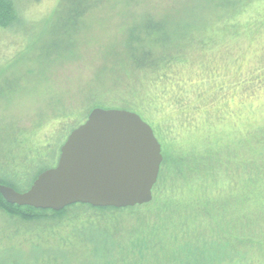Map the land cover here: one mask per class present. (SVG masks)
I'll list each match as a JSON object with an SVG mask.
<instances>
[{
  "label": "rangeland",
  "instance_id": "1",
  "mask_svg": "<svg viewBox=\"0 0 264 264\" xmlns=\"http://www.w3.org/2000/svg\"><path fill=\"white\" fill-rule=\"evenodd\" d=\"M16 8L17 19L0 27V163L5 147L18 159L49 144L45 154L55 157V166L72 132L60 125L66 115L79 126L97 103L122 110L141 100L143 121L159 133L160 128L170 132L171 139L163 141L176 169L172 176L179 178L171 180L176 192L183 194L185 182L211 170L219 183L230 180L241 200L251 195L241 172L264 166V0H21ZM162 30L166 45L154 40ZM131 35L139 39L128 47ZM145 47L158 56H179L167 84L152 86L146 65L130 67L128 53ZM15 163L12 169H23ZM256 194L262 206L264 185ZM65 219L53 235L42 224L8 221L0 212V249L15 243L6 254L0 250L3 260L104 264L114 258V232L93 230L90 236L101 245L95 258H90L92 243L72 247L77 256L61 259L60 248L69 249L59 241L68 232ZM7 227L13 232L3 235ZM40 235L41 241L28 244ZM253 247L252 257H261L263 249Z\"/></svg>",
  "mask_w": 264,
  "mask_h": 264
},
{
  "label": "trees",
  "instance_id": "2",
  "mask_svg": "<svg viewBox=\"0 0 264 264\" xmlns=\"http://www.w3.org/2000/svg\"><path fill=\"white\" fill-rule=\"evenodd\" d=\"M20 1L0 0L1 28H7L17 19L16 7ZM236 23L237 19L232 18L230 24L235 25ZM151 30L153 29L148 27V31ZM154 34V40H158V43L162 45L169 43L168 34H165L164 30L162 33L156 31ZM138 39V36L131 35L125 41V45L131 47ZM131 51L128 53L129 62L132 65L130 67L143 68L146 65L152 72L150 78L153 81L152 86L155 83L167 84L172 64L179 56L171 58L166 53L158 56L152 48L148 50L146 47L140 52L134 49ZM153 60H157V63L154 61L152 64ZM140 101L128 102L122 109L145 117L143 113L145 104ZM94 107L109 109L102 102L95 104ZM60 121L61 126L63 123L67 124L66 128L71 131L78 127L79 122L72 119L70 115H66ZM82 123L81 120L80 124ZM153 130L161 144L164 162L160 169L159 182L153 190L154 199L149 205L114 209L78 204L55 212L11 205L0 193V212L7 217L8 221H18L19 224L26 225L42 224L53 235H56V227L66 218L68 232L61 236L59 241L69 249L64 251L60 248L61 259L71 253L70 258L77 256L75 249H85L81 246H89L92 243L96 246L91 245L90 258H95L94 253L101 245H97V241L93 240L90 232L106 230L113 231L112 237L118 238L116 242L111 239V243H116L115 246L118 249L114 258H106L104 264H264V211H262L264 204L258 205L257 200L253 198L264 185L262 183L264 166L260 168L261 170L247 169L241 172L244 178L243 183L240 178L242 186L248 190V194H251L249 196L246 194L244 200L239 198L238 193H234L232 189L235 188H231L230 180L219 183L215 171L211 172V170L193 183L185 182L183 185L186 188L180 195L181 192H176L179 188H175L171 181L172 178H179L176 175L172 176L176 169L173 166L171 152L166 148L167 143L165 145L163 141L166 137L171 139L168 136L170 132L168 133V129L163 131L160 128L159 133L156 127ZM48 145L38 146L30 154L29 152L21 154L18 160L14 158L15 155L8 150L9 147H5L4 143L6 157L0 163V185L9 186L18 192L26 191L32 179L53 167L56 162L55 157L48 159L45 154V150H49ZM207 157L217 159L216 156L210 157L208 154ZM15 162L21 163L23 169H12L16 166ZM28 168H31V171ZM181 173L183 175V171L178 170L179 176H182ZM235 173L237 172L234 170L233 174L236 176ZM226 176H230V173ZM212 187L218 190L217 193L212 192ZM8 229L7 227L6 230L9 233L3 230V235L13 232ZM42 239L40 235L34 240L31 238L27 241L32 246ZM14 245L15 243L0 250L6 254L7 249ZM258 245L263 252L259 254L261 257L253 258L252 251L255 248L253 246ZM72 247L75 249L70 252ZM245 249H248L250 253H246ZM1 252L0 264H18L16 259L6 263L3 260L4 254ZM247 256L251 257L250 260ZM45 264H50V262L47 261Z\"/></svg>",
  "mask_w": 264,
  "mask_h": 264
},
{
  "label": "water",
  "instance_id": "3",
  "mask_svg": "<svg viewBox=\"0 0 264 264\" xmlns=\"http://www.w3.org/2000/svg\"><path fill=\"white\" fill-rule=\"evenodd\" d=\"M164 162L151 125L125 109L95 108L72 130L57 164L25 192L0 185L19 207L60 212L74 205L127 209L149 205Z\"/></svg>",
  "mask_w": 264,
  "mask_h": 264
}]
</instances>
